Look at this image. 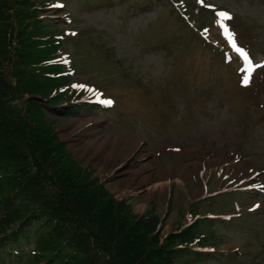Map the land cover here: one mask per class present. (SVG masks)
<instances>
[{
	"label": "rangeland",
	"instance_id": "obj_1",
	"mask_svg": "<svg viewBox=\"0 0 264 264\" xmlns=\"http://www.w3.org/2000/svg\"><path fill=\"white\" fill-rule=\"evenodd\" d=\"M42 5L36 2V14L53 26L63 71L73 72L68 100L46 114L57 119L54 131L88 179L125 200L136 215L153 206L163 233L175 222L188 223L191 207L190 217L233 216L228 223L217 216L203 226L215 230L219 242L206 247L211 260L200 264H264V0ZM238 48L260 65L248 84L238 69L244 55ZM81 85L88 91L82 99L97 89L113 105L96 101L92 110L67 113L76 107L71 100L84 94ZM83 118L96 119L95 135L113 139L121 157L130 151L122 147L125 142L146 156L136 154L123 170L112 166L114 155L107 165L99 163L89 147L83 150L86 128L63 136L72 121ZM230 188L241 193L220 194Z\"/></svg>",
	"mask_w": 264,
	"mask_h": 264
},
{
	"label": "trees",
	"instance_id": "obj_2",
	"mask_svg": "<svg viewBox=\"0 0 264 264\" xmlns=\"http://www.w3.org/2000/svg\"><path fill=\"white\" fill-rule=\"evenodd\" d=\"M36 2L0 0V264L210 261L194 247L216 239L203 228L213 219L197 217L161 237L153 206L134 214L71 157L46 114L68 100L70 80L54 62L60 44L40 25ZM75 105L67 113L91 109Z\"/></svg>",
	"mask_w": 264,
	"mask_h": 264
},
{
	"label": "bare ground",
	"instance_id": "obj_3",
	"mask_svg": "<svg viewBox=\"0 0 264 264\" xmlns=\"http://www.w3.org/2000/svg\"><path fill=\"white\" fill-rule=\"evenodd\" d=\"M68 128L70 131L69 134L67 133V131H65V133L63 134V136H66V138L71 137L73 133L79 129H82V128L87 129L89 137L85 141V144L82 146L83 150L86 152L88 150L85 147L86 146L89 147V154L91 156H96L98 158L97 161L103 165H107L110 156L114 155L115 158L112 161V166L123 170L125 164L129 162L133 156L136 158V154H137V158H144L146 156V154L144 153L137 152L136 145L131 147L129 143L125 142V144L122 147L125 149H130V151L125 157H121L122 155L121 149L116 150V151L113 150L112 144L116 143V142H113V139L111 141H108L109 137L107 134L105 135L104 138L102 137L99 138L98 136L95 135L94 130L96 128V119L95 120L91 118L77 119L75 122L72 121L69 124ZM75 139L81 140L80 138H73L72 140L73 143ZM160 175H161L160 177L163 176V174H160ZM128 177H124L123 179H120L119 181H123V180L125 181ZM158 183L160 184V186L157 189L163 191L165 186L161 184L160 182Z\"/></svg>",
	"mask_w": 264,
	"mask_h": 264
},
{
	"label": "snow or ice",
	"instance_id": "obj_4",
	"mask_svg": "<svg viewBox=\"0 0 264 264\" xmlns=\"http://www.w3.org/2000/svg\"><path fill=\"white\" fill-rule=\"evenodd\" d=\"M219 15L222 16V17H226L228 19L231 18L228 13L222 12ZM228 37H229V39L232 40L233 44L235 45L234 34L228 33ZM237 51L244 52V50L242 48H238ZM244 57H245V59L248 62V67L245 69L246 74H245V76L242 79V83L248 84L250 82V79H251V72L254 70L255 67H260V65H253L250 57L248 56V54L246 52H244ZM78 87H84V86L81 85V86H78ZM105 103L110 105L113 102L111 100H107V101H105Z\"/></svg>",
	"mask_w": 264,
	"mask_h": 264
}]
</instances>
